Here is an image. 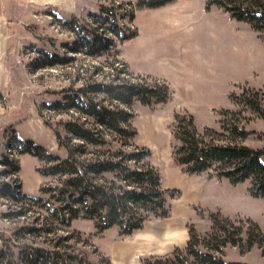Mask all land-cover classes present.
<instances>
[{
    "label": "rangeland",
    "instance_id": "obj_1",
    "mask_svg": "<svg viewBox=\"0 0 264 264\" xmlns=\"http://www.w3.org/2000/svg\"><path fill=\"white\" fill-rule=\"evenodd\" d=\"M138 1L0 0L8 25L0 54V183H20L26 197L16 202L0 196V264L8 258L13 264H207L186 251L189 228L205 237L216 214L243 226L253 220L264 234V199L250 193L251 182L232 184L212 170L188 173L175 160L174 136L175 115L187 111L200 131L223 132L218 142L230 141L225 128L236 125L248 132L244 145L264 149L262 33L215 5L208 11V0L136 9L131 21ZM105 29L138 34L89 54L94 47L88 40ZM156 78L171 87L165 103L145 104L138 97L118 103L98 90L123 80L156 85ZM95 105L131 113L136 135L100 125L87 113ZM81 129L89 139L73 132ZM120 151L143 156L127 163L133 169L148 161L159 171L170 209L166 218L153 215L151 186L147 203L127 209L126 220L148 217L131 235H121L118 225L97 228L105 223L95 200L100 189L134 183L120 169L100 172L99 160L126 158ZM253 238L258 240L256 232ZM211 253L227 262L264 264L259 244Z\"/></svg>",
    "mask_w": 264,
    "mask_h": 264
},
{
    "label": "trees",
    "instance_id": "obj_2",
    "mask_svg": "<svg viewBox=\"0 0 264 264\" xmlns=\"http://www.w3.org/2000/svg\"><path fill=\"white\" fill-rule=\"evenodd\" d=\"M172 1L174 0H139L137 6L130 12L131 21L135 18L136 9L159 8ZM262 1L208 0L206 9L210 11L213 5L224 9L237 21L250 23L256 31L262 33L264 39V3ZM104 31H107V33H93L90 40H88L89 44L94 47V50H89V54L94 55L101 52L102 49L107 50L114 47L116 39L126 40L138 34L136 30L130 34H122L120 30L115 29L110 31L105 29ZM141 80L143 82L140 83L123 80L117 83L101 84V88L98 90H103L112 100L118 103H131L135 97H138L145 104L168 101L171 95V87L165 80L160 81L156 78L155 81H159L156 85L147 84L146 81ZM242 99L247 101L246 92H244ZM246 105L257 109L251 102H246ZM87 113L97 117L100 125L107 126L116 133L129 137L136 135L135 130L131 132L130 120L133 115L128 111L115 108L113 105H102L100 107L95 105L94 109L89 110ZM174 123V136L179 141L175 151V160L177 163L185 165L188 173L212 170L217 177L226 178L232 184L250 181V193L264 199V149H253L241 142L248 135L245 128H239L236 125L233 130L225 128L231 132V140L224 143L218 142L216 137L225 135L223 132H217L211 128L200 131L195 124L194 116L187 111L177 113ZM73 132L79 137L89 139L86 130L81 129L78 132L73 130ZM23 151L34 153L29 149ZM144 153H146V157L149 155L148 151L144 150ZM120 154H124L126 158L121 155L116 162L109 159L99 160L100 172L120 169L125 174V179L132 178L134 183L127 182L126 187H122L118 191L100 189L99 193L101 194L95 197V200L101 203L98 210L101 211L100 219H104L105 223H97V228L99 231H103L113 225H118L121 235H131L142 228L148 217H142L137 222H132L131 218L126 220L125 217L130 214L127 209L131 204L143 205L147 203L151 196V186L153 197L156 199V208H154L153 215L166 218L170 214V209L167 203V189H163L161 186L159 171L148 161L143 162L141 166L134 169L127 164L129 161L134 163L143 161V156L140 153L120 151ZM14 170L16 172L20 170L17 162L14 163ZM74 179L78 181L77 185L80 187L84 185L85 181L81 176H76ZM0 196L10 198L16 202H22L23 198H26L22 191V185L10 182L0 183ZM120 216L123 217L122 220H115ZM212 218V230L205 237L198 234L194 227L189 228L186 251L197 259L201 258L207 264H243L227 262L211 252H221L222 248L228 245L238 247L247 245V249H251L256 244L261 247L264 246V234L260 226L253 220H247V225L243 226L220 214H216ZM255 232L258 235V240L253 238ZM245 233L247 238L244 237ZM0 253L5 256L3 251ZM7 264H13L12 259L8 258ZM106 264H111V262L107 261ZM143 264L154 263L147 260Z\"/></svg>",
    "mask_w": 264,
    "mask_h": 264
},
{
    "label": "crops",
    "instance_id": "obj_3",
    "mask_svg": "<svg viewBox=\"0 0 264 264\" xmlns=\"http://www.w3.org/2000/svg\"><path fill=\"white\" fill-rule=\"evenodd\" d=\"M19 1H28V0H19ZM7 36H8L7 20L5 18V15L0 13V54H2L3 51L5 50V44L7 42ZM173 243H176V240H174ZM161 248H163V246L156 248V252L158 253L161 250ZM147 252H148V250H147Z\"/></svg>",
    "mask_w": 264,
    "mask_h": 264
}]
</instances>
